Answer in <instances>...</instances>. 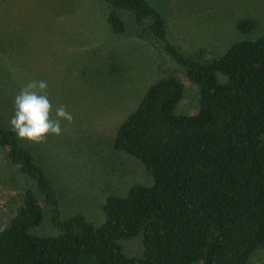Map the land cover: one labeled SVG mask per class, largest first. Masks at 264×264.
<instances>
[{
	"label": "trees",
	"instance_id": "obj_1",
	"mask_svg": "<svg viewBox=\"0 0 264 264\" xmlns=\"http://www.w3.org/2000/svg\"><path fill=\"white\" fill-rule=\"evenodd\" d=\"M116 34L150 20L151 33L198 88V108L177 114L180 80L165 74L149 85L138 106L117 127L112 148L141 160L153 184L109 195L103 223L83 215L61 219L51 182L17 135L0 124L8 160L36 180L52 206L60 233L41 236L38 196L26 190L0 229V264H247L264 249V34L232 43L211 60L186 55L166 41V20L147 0H103ZM252 19L237 27L251 31ZM217 74L225 76L219 82ZM142 235L141 256H126L118 241Z\"/></svg>",
	"mask_w": 264,
	"mask_h": 264
},
{
	"label": "rangeland",
	"instance_id": "obj_2",
	"mask_svg": "<svg viewBox=\"0 0 264 264\" xmlns=\"http://www.w3.org/2000/svg\"><path fill=\"white\" fill-rule=\"evenodd\" d=\"M166 20V41L202 61L223 54L234 42L264 34V0H147ZM103 0H0V124L11 129L14 97L32 80L48 81L54 106L74 116L63 122L60 136L45 142L19 138L51 182L59 217L83 215L103 223L102 206L109 195L124 196L134 184L149 186L153 177L140 159L112 148L117 127L135 110L151 83L176 76L184 94L177 114L198 108V88L165 50V41L150 30V20L137 25L133 14L120 13L126 30L116 34L107 23ZM252 19L251 31L237 24ZM219 82L225 76L217 74ZM26 190L39 198L42 222L30 232L56 236L52 206L36 180L21 172L0 146V229L23 201ZM128 257L143 253L142 235L118 241ZM200 264V263H196ZM247 264H264L259 248Z\"/></svg>",
	"mask_w": 264,
	"mask_h": 264
},
{
	"label": "clouds",
	"instance_id": "obj_3",
	"mask_svg": "<svg viewBox=\"0 0 264 264\" xmlns=\"http://www.w3.org/2000/svg\"><path fill=\"white\" fill-rule=\"evenodd\" d=\"M48 87L46 80H32L15 95L9 124L18 138L43 143L49 135L63 134V122L73 123L74 116L66 106L56 107L50 101Z\"/></svg>",
	"mask_w": 264,
	"mask_h": 264
}]
</instances>
